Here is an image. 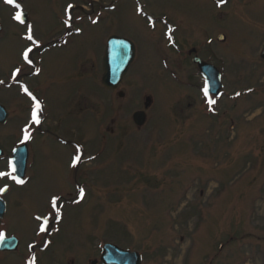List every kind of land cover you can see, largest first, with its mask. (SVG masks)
Here are the masks:
<instances>
[{
	"label": "rangeland",
	"instance_id": "rangeland-1",
	"mask_svg": "<svg viewBox=\"0 0 264 264\" xmlns=\"http://www.w3.org/2000/svg\"><path fill=\"white\" fill-rule=\"evenodd\" d=\"M135 1L17 0L28 30L14 5L0 0V102L9 111L0 170L33 119L10 78L25 81L48 111L30 146L25 185L5 196L0 227L19 246L0 253V264H24L28 242H42L38 217L58 233L48 251L36 250V264H91L105 242L137 250L142 264H264V0H227L221 9L213 0H139L154 28ZM161 16L175 25L182 52L162 37ZM214 32L228 44H204ZM111 34L135 46L112 90L100 66ZM190 45L221 73L225 92L209 109L199 96L203 78L185 56ZM25 48L33 49L38 75L25 72ZM147 96L137 127L132 114ZM76 156L79 164L68 168Z\"/></svg>",
	"mask_w": 264,
	"mask_h": 264
},
{
	"label": "water",
	"instance_id": "water-1",
	"mask_svg": "<svg viewBox=\"0 0 264 264\" xmlns=\"http://www.w3.org/2000/svg\"><path fill=\"white\" fill-rule=\"evenodd\" d=\"M25 20V14L23 16ZM134 56V46L131 41L118 36H110L107 41L105 50V56L103 58V76L102 83L109 88H114L121 80L122 76L126 72L129 64ZM201 69L209 71L210 69L204 66L201 61H196ZM208 69V70H206ZM7 111L0 105V123L4 122L7 117ZM133 119L136 124L141 125L145 120V114L143 111H136L133 114ZM26 152L24 148H18L14 152V162L17 169V174L20 176L23 174L25 165ZM3 211V204L0 202V214ZM11 238H5L4 244H10ZM5 246V245H4ZM15 246L12 245L9 249ZM7 248V247H5ZM101 261L103 264H140V255L134 251L121 249L113 244H104L101 252Z\"/></svg>",
	"mask_w": 264,
	"mask_h": 264
},
{
	"label": "flooded vegetation",
	"instance_id": "flooded-vegetation-1",
	"mask_svg": "<svg viewBox=\"0 0 264 264\" xmlns=\"http://www.w3.org/2000/svg\"><path fill=\"white\" fill-rule=\"evenodd\" d=\"M213 1H214V4L213 5L215 6L216 9H221L227 3V0H222L221 2H217L215 0H213ZM164 21H166V24H172L171 21H169L166 17H165ZM220 34L223 35L222 40H220L218 38V35H220ZM170 36H171V39L172 40H175V45H176V48L178 47V52L179 53L182 52L181 51V47L179 46V44L178 43L176 44V36H174V34H170ZM162 37L164 38V33L162 34ZM227 38L228 37L223 32H219V33H215L214 32L213 34L207 35V37L204 39V44L211 45V44H213V42L217 41L218 43L223 44V46H226L228 44L227 42H225ZM195 46H197V45H194V46L193 45H190L187 49H185V56L188 57V58H190V61H191V59H192L193 56H195V55L198 56V49ZM190 49H192V50H190ZM183 53H184V51H183ZM261 58L264 59V56L261 57ZM192 64H194L196 66L198 73L201 75L200 70H199V65L196 64V63H193V62H192ZM25 72L26 73L28 72V74L31 75V76H35L36 74H39L42 71H41L40 66H37V64L34 62V64L32 65V67L30 69V72L29 71H25ZM26 73H23V74H26ZM220 78H221V81H222L221 73H220ZM202 83H203V81H202ZM202 87H203V84H202ZM202 87L200 86V91H201V88ZM224 92H225V89H224L223 84H222V88L220 89V91L218 92V94H216V95H212L211 94L209 97H211L212 99L217 100L218 97H220V96H222L224 94ZM46 107L47 106L43 104V107L41 108V112L39 113V116L36 114L37 118L39 117L38 118L39 121H40L39 123H36L34 121V119H33V123H34V126L33 127L35 129V134H33V140H34V138H35V136L37 134H40V132H39L40 127L39 126L42 123V121L45 119L44 113L48 115V111L47 110L45 111V108ZM56 138H57L56 139L57 141H60V139L58 140V138H59L58 136H56ZM33 140L28 139V142H27V146H28V151L29 152H30V146H31V143H32ZM4 158L5 157L0 156V160H2ZM28 159H29V154H28V158H27V163H28ZM6 160H7V158H6ZM1 181H5V182L2 183ZM0 182H1L0 183V186H1V184H4V186H7V184H10V188H7L6 189V192H4V194L6 196L8 194V192H9V190L11 189V187H12L13 184L11 183V181L8 182V177H6V175L3 176V177H0ZM4 186H2L0 188V190H2V188ZM3 199H4V197H3ZM2 218H3V216H1L0 219H2ZM0 234H2V236H0V237H7V236L11 235V234L5 233V230L3 229V227H0ZM49 236H50V234H48V236L47 235H44L45 241H44V239H42V242H41L42 244L41 243L40 244H34L33 243L34 245L32 244V247H28L27 246L28 247V254L24 258V264H35L34 263V259H37L39 261V257H38V255L36 253V250H38V249L41 250V251H38V253H42V252L48 251L47 248H48V246L50 245V242H51V240L47 239ZM18 245H19V243H18ZM0 253L1 254H4V253H12V252H10L8 250H0Z\"/></svg>",
	"mask_w": 264,
	"mask_h": 264
},
{
	"label": "snow or ice",
	"instance_id": "snow-or-ice-1",
	"mask_svg": "<svg viewBox=\"0 0 264 264\" xmlns=\"http://www.w3.org/2000/svg\"><path fill=\"white\" fill-rule=\"evenodd\" d=\"M7 3H9V4L13 3V0H7ZM17 7H19L18 4H17ZM71 7H72V6L69 5V8H71ZM15 19H17V20H21V14H20V13H17ZM21 22H22V21H21ZM28 39L31 40V39H32V36L29 35V36H28ZM31 51H32V49L29 48V49H28L27 51H25V53H24V59H25L28 63H31V61H30L29 58H28V54H29ZM16 71H17V73H19L20 69H17ZM25 92H27V89H25ZM29 95H31V93H29ZM205 95H207V89H206V88H205ZM32 99H33L34 101H36V98H35L34 96L32 97ZM39 108H40V103H39V101H36V109L38 110ZM33 119H34V121H35L36 123H39V122H40L39 119H38L37 116H36V112H35V111L33 112ZM28 138H29V137H28V135L26 134V135H25V140H27ZM79 159H80V157H79V156H76V157L74 158L73 163L75 164V162H76V161H79ZM10 164H11V162H10ZM13 171H15L14 168H13ZM5 175H7V173L0 172V177H3V176H5ZM18 182H19V183H23V181H18ZM82 191H83V190H81V193H82ZM57 199H58L57 197H53V198H52L51 206H52L53 209H56ZM0 236H2V234H0Z\"/></svg>",
	"mask_w": 264,
	"mask_h": 264
}]
</instances>
